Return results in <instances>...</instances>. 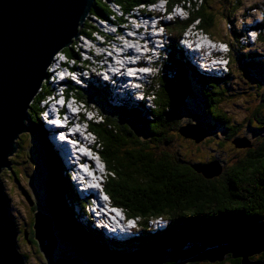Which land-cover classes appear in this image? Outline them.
<instances>
[{"label": "trees", "instance_id": "16d2710c", "mask_svg": "<svg viewBox=\"0 0 264 264\" xmlns=\"http://www.w3.org/2000/svg\"><path fill=\"white\" fill-rule=\"evenodd\" d=\"M114 1L129 12L157 0ZM236 1L229 0L225 12L215 8L217 0H167L169 8L183 3L189 16L165 23L170 34L167 44L170 65L166 70L174 74H159L151 79L146 93L153 94L154 106L147 108L143 100L136 106L125 102L117 104L108 87L94 83L76 87L69 82L68 93L101 114V121H91L89 129L99 141L100 154L108 170L105 192L113 204L136 220L135 235L129 239H110L101 230L92 228L89 222H82L81 215L76 213L75 205L84 207L85 203L47 143L39 118L42 99L50 92L47 81L43 83L29 108L30 127L36 132L30 136L29 147L35 144L37 148L29 151L31 159L34 153L39 156V164L44 165V169L36 168L29 181L44 192L39 197L30 196L36 204L45 196L41 208L51 212L55 219L65 245L62 254L72 251L89 264H211L207 260H191L207 248L229 242L237 234L264 232V95L253 112L257 124L248 123L250 135L243 137L249 140L250 146L240 149L245 150L244 153L236 155L231 164H222L217 158L193 161L184 153L182 145H174L173 133L183 137L179 129L184 126L182 116L189 110L197 114L195 122L206 135L215 134L208 138V143L220 137L219 130L224 134L217 142L220 149L240 136L241 125L234 123L219 104L229 89L233 64L241 57L248 68L256 70L260 68L257 60L264 55L242 52L237 40L243 33L230 29L220 38L230 46V69L226 75L218 77L198 71L179 47V38L194 21L206 32L202 33L215 38L220 21L231 20L238 9ZM112 11L107 0H95L89 15L108 19ZM251 27L258 31L259 41L264 42V18ZM95 29L96 25L88 20L81 33L91 35ZM63 51L68 57L76 58L73 44ZM195 83L198 90L193 89ZM248 121L251 122V118H247ZM195 122L190 118L187 123ZM23 137L18 140L20 149ZM11 162L13 177L18 180L21 172L15 169L17 164L13 158ZM213 162H218L222 169L220 175L213 178L204 177L194 167ZM25 177L28 176L25 174ZM158 219L166 220L164 228H154V223L151 224ZM28 223L25 222L21 230L29 226ZM23 255L27 260L28 255ZM226 259L230 264H241L240 259H232L230 255ZM252 259L264 260V252Z\"/></svg>", "mask_w": 264, "mask_h": 264}, {"label": "water", "instance_id": "95a60500", "mask_svg": "<svg viewBox=\"0 0 264 264\" xmlns=\"http://www.w3.org/2000/svg\"><path fill=\"white\" fill-rule=\"evenodd\" d=\"M95 0H0V264H27L20 251V229L4 191L2 172L12 170L11 156L19 149L23 133L36 134L30 127V104L49 74L56 55L71 48L81 34ZM164 69H167L165 65ZM166 71V70H165ZM167 76L166 72L161 74ZM180 134L199 142L206 133L199 124L188 123ZM236 147H249V140L234 141ZM206 178L220 175L221 165H196ZM34 211L33 237L48 264H89L72 251L62 254L64 243L51 212L37 206L23 191ZM24 239L29 242L28 229ZM264 252V232L235 235L229 242L202 251L191 261L223 262L229 255L241 264H264L253 256ZM188 262V261H187ZM185 264V262L180 263Z\"/></svg>", "mask_w": 264, "mask_h": 264}, {"label": "rangeland", "instance_id": "374dc122", "mask_svg": "<svg viewBox=\"0 0 264 264\" xmlns=\"http://www.w3.org/2000/svg\"><path fill=\"white\" fill-rule=\"evenodd\" d=\"M229 0H217V2H215V8L218 11H223L225 10L226 12V7L228 4ZM111 2V1H110ZM156 3L151 5L150 7L154 8L155 6H158L161 8V11L165 10V4L166 7L168 9V13L169 15L166 16L165 20H163V22H169L171 18H175V19H179V20H184L186 18H188L189 16V11L181 4L178 3L176 5H174L172 8H169L168 2L167 0H157L155 1ZM231 2H237L236 0H231ZM112 3H114L115 5H117L118 7H120V5L118 3H116L114 0H112ZM147 8L146 5H140V6H136L134 7V11H138L139 9L142 8ZM180 7H184V11L180 10ZM236 7H238V9L234 12V14H232L231 20H221L220 21V25L218 27V31H215V39L216 40H222L220 38L223 37V35H225V33L228 30H234V32H239V33H245L247 35V38L245 36L243 37H239L238 38V48L241 47L240 49L242 50V52L246 53V52H252V53H257L260 55H264V42L259 41V38L257 36V38H255L256 36V31L249 29V31H247L246 29L249 26H256L258 25L261 20L264 18V14L262 13V10H264V0H238V5L236 4ZM235 8V7H234ZM250 8V9H249ZM123 10V9H122ZM252 12H251V11ZM142 13V12H141ZM115 14V13H114ZM117 14V13H116ZM120 15V14H119ZM137 15H140L139 12L137 13ZM112 20L115 19L114 16L111 15ZM96 17L91 18L90 20L96 25L99 26V22L96 20ZM119 19V18H118ZM147 21V20H146ZM156 21V19H155ZM154 21V22H155ZM138 21H135L133 25H136V27L138 26ZM114 24V23H113ZM161 28H163L162 24ZM114 27H118V30H120V27L116 24H114ZM155 28V27H153ZM138 30L142 31L143 28H137ZM160 29V28H157ZM160 30L161 33H164V30ZM126 30L125 27H122V33L121 36L125 38V36H123L124 31ZM190 30V28L188 29ZM159 30H153L154 33H157ZM191 32L194 33L196 31H194V29H191ZM230 31H228L229 33ZM190 34V31H187L184 33V35H188ZM221 34V35H219ZM136 34L134 33V37H130V36H126L127 38H125L127 41V43L129 42L130 45H124L123 46V51L126 52L127 48L129 46H133L134 48V52L131 53V56L135 55V59H140L139 61H145V54L142 52V50L140 49L142 44L137 43L135 41H141V38L139 36H135ZM161 36V34H159V37ZM80 37V36H79ZM93 38L95 40H103V37H100V35L98 33H94L93 34ZM162 38V37H161ZM214 38V37H213ZM83 39V40H82ZM119 39V38H118ZM123 39V40H125ZM147 39V45H149V43H151V41ZM168 40L166 41L167 44L169 42V36L167 38ZM81 42H79L78 44H75V48L77 49V58L79 59V62L82 63L84 65V67H87L84 64V60L85 59H89L90 60V64L89 65H101L98 60L100 59L98 56V53L95 49H89V44L92 45H96L95 42H88L86 38L81 37ZM159 41L161 39H158ZM198 41L200 43H205V42H209L211 41L210 36L207 34L205 35L204 33L200 34V37L198 38ZM247 41L249 42V46L247 45ZM143 42V40H142ZM234 43H236L235 41H233ZM167 44H166V48L160 50L158 53H156L155 49H151L150 47L147 46V50L146 52L148 53H154L155 55L158 56L159 58V62L158 63H166L167 67L170 65V62L167 60V57H165V51L167 50ZM243 44V45H242ZM203 45V44H202ZM219 46V45H218ZM245 46V47H244ZM221 50H224L225 46L224 45H220L219 46ZM240 49L238 51H240ZM137 52V54H136ZM140 52V53H139ZM221 55H225L227 56L226 53L220 52ZM89 54V55H88ZM167 54V53H166ZM82 55V56H81ZM107 56H113V54H106ZM59 59L62 58L64 56V51H61L60 53H58ZM67 59V61H75L74 59H69L67 57H65ZM96 58V59H95ZM257 62L260 64V68L259 69H252L251 67H247V64L245 62H242L241 57L239 58L238 61H236L233 64V75H232V80L230 81L229 85V89L226 91V94L224 96V99L221 101L220 108L222 110H224L228 116L233 120L234 123L241 125V129H240V137L239 138H234L231 139L229 142H226V146L224 149H220V146H218L217 142H219V140L221 139L223 132L221 130H219V138L215 139V141L208 143L207 140H209L208 138L210 137H215V134H213V132H210L208 135H206V137L204 138V140H201L199 142H196L193 139L190 138H185V137H180L179 135L177 136L176 132L173 133V135L175 136V142L174 145L176 147H179V145H182L183 151L184 153H186L187 155L190 156L191 160L193 161H208L211 160L212 158H217L219 159L222 164H231L234 159L235 156H239L240 154L244 153L245 150H240V149H246V147H236V145L234 144L235 140L238 139H242L243 137L249 136L250 133L247 130V126L248 123L251 125H256L257 122L255 119H253V112L254 110L259 106V104L261 103V97L262 95H264V73L262 75H260L259 72L263 71L264 72V57H261L257 60ZM54 64V65H53ZM151 64V63H150ZM53 66L56 65V63H52ZM52 66V67H53ZM152 64L149 66V68H147V71L150 70L151 68V73H152ZM93 68V67H92ZM251 68V69H250ZM174 73L173 71L169 70L166 72L167 76H172ZM53 77L56 75L55 73L53 74ZM157 74H154V78L156 77ZM150 76L151 74H148V77L146 76V80H144V85H145V89L148 88L149 84L151 83L150 80ZM153 78V77H152ZM148 80V81H147ZM113 84H110V86H112ZM151 85V84H150ZM121 89L122 87L119 86ZM113 89V88H112ZM193 89L194 90H198V85L193 84ZM114 94V93H113ZM122 91H120L117 95H121ZM151 98H153V94L151 93ZM144 101V100H143ZM42 107V106H41ZM86 109H83L84 112V124L87 125V127L89 128L88 123H90L91 121H101V116H97V117H93L92 116V112H88L86 111ZM262 111L264 113V106L262 107ZM192 119L193 122L197 121V114L194 113L193 110H189L187 113H184V115L182 116V122L184 125H187L188 120ZM247 118H251V122L248 121L247 122ZM186 123V124H185ZM196 124H198L197 122H195ZM81 128L84 127H78V131L82 130ZM83 131V130H82ZM84 132V131H83ZM88 133V132H87ZM89 135H92L91 133H88ZM22 135H24L23 137V141H22V146L21 149L13 155L11 156V158H13L14 162L17 164V168H15L16 170L19 169V172H21V175H17V178L13 177L12 174V170H4L2 172V179H3V187H4V191L8 197V201H9V207L10 210L18 224V227L21 231L20 233V238H19V244H20V251L27 254L28 255V259H27V264H45L43 263V259L46 260L45 256L43 255L42 252H40L39 250H37L36 246L33 247L31 245H29L27 243V241L24 239V237H22L23 235V230H21V228H23V225L25 222L29 221L31 223V220L33 219L34 216V211L33 209L29 206L28 201L26 200V196L23 193V191H27L30 195L36 197L35 195H37L38 197L40 196L41 193L44 192V189L38 188L34 185V183L32 181H29V179H32V173L34 172V170H36V168L38 169L39 167H41L42 169H44V165L39 164L40 161H38V155H35L34 158H30L32 155L33 151H36V145H32V152L29 151V149H31L29 146L31 143L30 140V133H23ZM81 135V134H80ZM172 135V133H171ZM82 137H86L85 135H81ZM93 136V135H92ZM225 138V136H224ZM32 139V138H31ZM91 139V138H89ZM251 140H255V137H251ZM91 148L87 149L89 152H92V148H95L96 152L100 153V149L101 147L99 146V143L95 144V137H94V141H90ZM95 144V145H94ZM239 151H243V152H239ZM31 152V153H30ZM92 156V154H91ZM242 157V155L240 156ZM65 160V158H64ZM102 163L103 160H101ZM95 163V160L93 161ZM105 164V163H104ZM24 171V173L22 172ZM18 171V170H17ZM29 174V175H27ZM71 174V173H70ZM106 173H104L103 176L100 177V175H96L94 174V177L96 179H99L104 183L105 177H106ZM71 183H73V180L70 178ZM30 182H32L30 184ZM97 185V184H96ZM99 188H101V185L98 186ZM74 188V187H73ZM94 192V191H92ZM101 194V192H100ZM95 196V193H94ZM91 199L96 200V197H92ZM38 204L37 206L41 207L44 203H45V196H43L42 198H39L37 200ZM111 199L108 198L106 195H103L102 198L99 201L100 204V208L108 209L111 203ZM78 206H80L79 204L75 205V211L77 214H80L81 217L83 218V220L85 221V217L88 216L87 210L88 207L84 206L85 209H81L79 210ZM103 206V207H102ZM115 208H117V210L119 212H121L122 214L123 209L120 206L115 205ZM116 210V209H115ZM90 213L92 214V217L95 218V213H94V208H89ZM80 212V213H78ZM126 216V215H125ZM125 218V217H124ZM131 222V221H129ZM94 227H96V225L94 224ZM134 234V232L132 233ZM36 251L34 253V250ZM261 254H256L254 257H259ZM231 262L228 261L227 259H225L223 262L220 263H215V264H230Z\"/></svg>", "mask_w": 264, "mask_h": 264}, {"label": "clouds", "instance_id": "9594fccd", "mask_svg": "<svg viewBox=\"0 0 264 264\" xmlns=\"http://www.w3.org/2000/svg\"><path fill=\"white\" fill-rule=\"evenodd\" d=\"M116 2V1H115ZM117 3V2H116ZM156 2H154V3H150V4H141V5H146L147 6V8H142V9H139L138 11H134V10H131V11H129V12H125L124 11V9H123V7H121L120 6V10H121V15L118 17L119 19L117 20V21H114V20H112V18H111V16H109V18L108 19H103V18H100V17H98V18H100L102 21L100 22L101 23V26L99 27V26H96V29L95 30H93L92 32H91V35H86V34H80V35H82V36H84V38H86V40H87V43L88 42H93V41H102V40H95L94 38H93V34L94 33H98L99 35H100V37H103V40H106V41H108V42H111L112 43V40H114V37H113V35L110 33L111 32V30H114V31H116V30H118V27H114V24H116V25H118L119 27H120V30H118L119 31V33H116V35L118 36V37H120V38H124V37H122L121 36V33H122V27H125L126 28V30L124 31V35L123 36H130V37H133V36H131V35H134V33H135V31L137 30V28H139L142 24V22L140 23L139 22V16L141 15V14H144L145 16H146V18L148 17L149 18V20H152V18H153V15L154 14H157V13H159V12H162L163 14H162V16H161V19H162V22H161V24H162V26H163V28L166 26L165 25V23H167V22H163V20H165V18H166V16H168L169 15V13H168V9H167V7H166V4H165V10L164 11H161V8L160 7H158V6H155L154 8H152V7H150L151 5H153V4H155ZM120 5V4H119ZM182 5H183V3H182ZM184 6V5H183ZM123 9V10H122ZM180 10H182V11H184V9H183V7H180ZM139 12V14L140 15H137V13ZM142 12V13H141ZM111 15V14H110ZM145 18V19H146ZM171 19H174V20H176L174 17L173 18H171ZM170 19V21H172ZM88 21V20H87ZM135 21H138L137 23H138V26L136 27V25H133L132 26V24L135 22ZM153 21V20H152ZM169 21V22H170ZM114 23V24H113ZM198 24H199V22H193L189 27H188V29L190 28V30H186L185 32H187V31H190V34H191V29L193 28L194 29V31H196V32H194V33H196V34H198V32H202V29H200L199 27H198ZM165 25V26H164ZM143 28V30H142V32L144 31V29H145V27H142ZM141 32V33H142ZM184 32V33H185ZM141 33H139V35L141 34ZM183 33V34H184ZM136 34V33H135ZM79 35V36H80ZM167 36L169 35L170 36V34L169 33H167L166 34ZM79 36H78V38H79ZM77 38V39H78ZM181 38V37H180ZM180 38H179V41H180ZM76 40V39H75ZM74 40V41H75ZM74 41H73V43H74ZM72 43V44H73ZM91 46H92V44H89V49L91 48ZM181 48V47H180ZM64 50V49H63ZM62 50V51H63ZM74 50L77 52V49L74 47ZM183 51V50H182ZM61 52V51H60ZM59 52V53H60ZM166 53H168L167 52V50L165 51ZM165 53V57H167V54ZM196 53V52H195ZM194 52H193V54L195 55V56H197L196 54H195ZM64 54H65V52H64ZM185 54V52L183 51V55ZM227 54V56H228V58H229V53L227 52L226 53ZM77 56V55H76ZM145 61L144 62H149V63H151L152 61H153V59H154V57H152V56H149V53H145ZM71 58V57H70ZM77 58V57H76ZM76 58H72V59H74L75 60V64H71V65H69V64H67V63H65V67L64 68H60L59 66H58V64L60 63H58L57 65H55V66H53L52 67V64H51V66L49 67V69H48V71H49V74H48V77H47V79L45 80V81H47V83L48 84H52V86L54 87V86H56V79H59L60 81H62V83H64V84H67L68 83V86H69V82H71V84H73L74 86H75V84H78L76 81H74L73 80V78L71 77V74H70V72H72V73H74V74H76L77 75V77H76V80H80L81 82H83L84 83V86H86L88 83H94V84H96V85H98V84H100V81H99V79H97V80H94V79H91V76L89 75V76H87L86 75V73H84V71H85V69L87 68V67H89V64H90V60H84V64L87 66V67H84V65L82 64V63H80L79 62V59L77 58V60H76ZM188 62L190 63L191 61L190 60H188ZM53 63V62H52ZM192 65V64H191ZM58 66V67H57ZM164 62L163 63H158V58H156V61L155 62H153V64H152V73H151V76H150V79H152V77L154 78V74H157L156 76H158L159 74L161 75L162 73L164 74L165 72H167L168 70H166V69H164ZM57 68V69H56ZM166 70V71H165ZM65 71H67V72H69V74L67 75V76H62L61 74L62 73H64ZM162 71V72H161ZM52 73L54 74H56L54 77H53V75H52ZM59 75H61V76H59ZM59 77H61V78H59ZM44 81V82H45ZM74 81V82H73ZM50 82V83H49ZM50 86V85H49ZM41 89V88H40ZM145 89V88H144ZM50 92H51V87H50ZM133 93V92H132ZM146 93V92H145ZM48 94V93H47ZM46 96V95H45ZM111 96L114 98V99H116V95H114L112 92H111ZM128 96V97H127ZM147 96H148V94H147ZM149 97L151 98V95H149ZM128 98V99H127ZM44 99V98H43ZM43 99H42V101H43ZM124 100V102L125 103H128V105L129 106H136V104H137V102H141V101H138L139 99H137V96L136 95H125L124 94V92H123V99H122V101ZM152 101V103H153V100H151ZM134 102V103H133ZM146 102V101H145ZM42 103L43 102H41V106H42ZM124 104L123 102H121V101H117V104ZM147 104H148V102H146ZM149 106V105H148ZM153 106H154V104H153ZM97 112H98V110H96ZM100 116H101V114H100ZM39 118H40V116H39ZM45 119H46V117H45ZM40 120H41V118H40ZM41 122H42V125H43V129H44V131H45V136H46V140H47V143L52 147V149H53V151H54V153H55V157H56V155H57V157H58V159H59V161L61 162V165L64 167V169H65V171H67L68 172V174H69V176H70V178L72 179V176L70 175V172H69V169H67V164H68V159L69 158H66V155H65V157L63 156V154H64V152L67 150V148H62L65 144H63V146L62 147H60L59 146V143L54 139L55 138V135H53V132H52V130H51V128H49V126L46 124V122L45 121H43V119L41 120ZM62 148V149H61ZM64 158H65V160H64ZM74 187V186H73ZM74 189H75V187H74ZM80 208H81V205L79 206ZM80 210V209H79ZM78 213H80V212H78ZM81 221L83 222L84 220H83V218L81 217ZM133 221H135V224L137 225V223H136V220L135 219H133ZM165 222H166V220H163V219H158V220H155L154 222H151V224H153L154 225V228H159V229H161V228H164L165 227ZM136 229H137V227L133 230V231H131V233L130 234H128L129 235V237L127 238V239H129V238H131V237H133L134 235H135V232H136ZM134 232V234H132ZM106 233H109L108 231L106 232ZM106 237H108V238H110V239H112V237H109V236H107L106 235ZM114 240H117V239H115V238H113ZM121 241V240H120Z\"/></svg>", "mask_w": 264, "mask_h": 264}, {"label": "bare ground", "instance_id": "6f19581e", "mask_svg": "<svg viewBox=\"0 0 264 264\" xmlns=\"http://www.w3.org/2000/svg\"><path fill=\"white\" fill-rule=\"evenodd\" d=\"M111 1V2H110ZM107 3L112 7V13H111V15L112 16H114L115 17V19H113L114 21H117V19H118V17L121 15V10H120V7H118L117 5H115L114 3H112V0H107ZM237 4V3H236ZM144 7V6H143ZM145 8V7H144ZM136 9V8H135ZM134 9V10H135ZM184 9V8H183ZM250 9V8H249ZM251 11V10H250ZM252 12V11H251ZM115 13V14H114ZM117 13V14H116ZM161 13V12H160ZM120 14V15H119ZM110 15V16H111ZM93 17H96L97 19V21L99 22V27L101 26V19L100 18H98L96 15H89V20L91 19V18H93ZM102 18V17H101ZM145 20V19H144ZM155 21V20H154ZM148 24H147V27L150 29L149 30V32H148V35H147V37L146 38H148V40L149 41H151V43H149V45H148V47H150L151 49H152V46H153V42H152V38L154 39L156 36V34H158V38L157 39H161L160 37H162V35H163V33H161L160 32V30L162 29L161 28V22H159V21H157V23L156 24H154V22L152 21L151 23L149 22V20H147L146 21ZM158 27H157V26ZM153 27H155V28H153ZM157 28H160V29H157ZM153 30L155 31V30H159L157 33H154L153 32ZM162 30H164V29H162ZM233 30V29H232ZM159 34H161V36L159 37ZM81 37H83L82 35H80V37L78 38V39H76L75 41H74V43H73V46H75V44H78L79 42H81L82 40H81ZM125 38H127V37H125ZM125 38H122L120 41H119V43L118 44H115V45H112L110 48H107V54H113V56H105V60H110L112 57H116V54L118 53V52H123V53H125L127 56H129V55H131V53L132 52H134V48H133V46H129L128 48H127V50H126V52L125 51H123V46L124 45H130L129 44V42L127 43V41L128 40H126ZM123 39H125V40H123ZM148 42V41H147ZM203 45H204V43H203ZM90 49H95L96 51H97V53H98V51H100V48L99 47H94V48H90ZM140 53V52H139ZM136 54H137V52H136ZM89 55V54H88ZM82 56V55H81ZM197 57V56H196ZM96 59V58H95ZM199 59V58H198ZM76 60H77V58H76ZM140 59H138V63H143L144 62V60L142 61H139ZM60 62V59H59V56H58V54L56 55V57H55V59H54V61H53V63H56V65L58 64ZM158 62H159V60H158ZM152 64V63H151ZM149 62H145V67L146 68H149V66L151 65ZM54 65V64H53ZM52 65V66H53ZM152 67V66H151ZM122 69H124L123 67H122ZM148 74H151V68H150V70H148L147 71V77H148ZM120 79H117L116 80V86L115 87H113V85L111 86V89H112V93H114V95H116V100H118V101H122V98H120L117 94L120 92V91H118L117 89H119L120 87ZM144 82L145 81H141V83H142V85H144ZM146 83V82H145ZM101 85V84H100ZM75 86L77 87V86H80L79 84H75ZM86 87V86H85ZM120 96H123V91H122V94L120 95ZM117 103V102H116ZM146 107L148 108L149 106H148V104L146 103ZM78 127H81V126H79V125H76V127H75V130H74V132L76 133V136H78V138H79V140H80V143L81 144H83V145H86L88 148L90 147L89 146V141H90V137H82L81 135H84L83 134V129H85V128H81L82 130L80 131H78ZM81 134V135H80ZM65 155H66V158H69V156L71 155L70 154V152H69V150L67 149L65 152H64V154H63V156L65 157ZM86 155H88L89 156V153L87 152V154ZM58 158V157H57ZM91 171H93V169H91ZM70 172V171H69ZM93 190H96V191H98V188L97 187H93L92 188ZM103 207V206H102ZM105 219H107V221H109V222H113V220H111V219H109L108 217H109V214H108V212L107 211H104L103 212V215H102ZM120 217V216H119ZM86 219L85 220H87L88 219V217H85ZM117 219H119V218H117ZM117 219H115V222L117 223ZM120 219H121V221H122V218L120 217ZM90 224H93V223H91V222H89ZM113 226H115L116 228H114V230L115 229H117L118 231H119V227L117 226V225H113ZM104 227V226H103ZM258 228V227H257ZM104 232L106 233V230H105V228H104ZM253 234H256V233H253Z\"/></svg>", "mask_w": 264, "mask_h": 264}, {"label": "flooded vegetation", "instance_id": "af4514ba", "mask_svg": "<svg viewBox=\"0 0 264 264\" xmlns=\"http://www.w3.org/2000/svg\"><path fill=\"white\" fill-rule=\"evenodd\" d=\"M29 224V226H26V228L28 229V235H29V242L27 241V243L29 244V245H31V246H33V247H35L36 246V248H37V250H39V246H38V243H37V241L34 239V237H33V229H32V225H31V223L29 222L28 223ZM34 250V249H33ZM40 251V250H39ZM36 251L34 250V253H35ZM43 263H45V264H48L47 263V260H45V259H43Z\"/></svg>", "mask_w": 264, "mask_h": 264}, {"label": "snow or ice", "instance_id": "6c2138e0", "mask_svg": "<svg viewBox=\"0 0 264 264\" xmlns=\"http://www.w3.org/2000/svg\"><path fill=\"white\" fill-rule=\"evenodd\" d=\"M145 71H147V69H145ZM131 223V222H130Z\"/></svg>", "mask_w": 264, "mask_h": 264}]
</instances>
